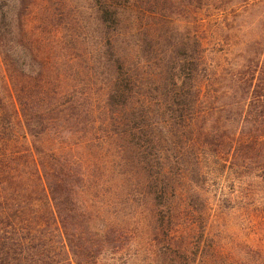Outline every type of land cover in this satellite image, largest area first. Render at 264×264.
<instances>
[{"label":"trees","instance_id":"obj_1","mask_svg":"<svg viewBox=\"0 0 264 264\" xmlns=\"http://www.w3.org/2000/svg\"><path fill=\"white\" fill-rule=\"evenodd\" d=\"M0 63V264H264V0H0Z\"/></svg>","mask_w":264,"mask_h":264},{"label":"rangeland","instance_id":"obj_2","mask_svg":"<svg viewBox=\"0 0 264 264\" xmlns=\"http://www.w3.org/2000/svg\"><path fill=\"white\" fill-rule=\"evenodd\" d=\"M3 77V68L0 63V80ZM140 204L136 203L138 208ZM142 226L138 228V236ZM210 234H216L219 231L228 236L234 242L247 245L251 249L259 252L264 258V230L257 226V222H240L237 214H227L222 222H212L209 228ZM142 239V238H141ZM147 260L145 264H148Z\"/></svg>","mask_w":264,"mask_h":264}]
</instances>
